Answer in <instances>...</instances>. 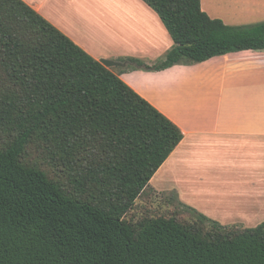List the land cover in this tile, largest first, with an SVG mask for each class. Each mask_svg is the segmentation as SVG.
<instances>
[{"label": "trees", "instance_id": "trees-1", "mask_svg": "<svg viewBox=\"0 0 264 264\" xmlns=\"http://www.w3.org/2000/svg\"><path fill=\"white\" fill-rule=\"evenodd\" d=\"M142 1L173 47L154 64L120 60L121 72L264 51V21L227 25L202 0ZM183 139L112 67L23 0H0V264H264V224L223 226L174 196V210L133 218Z\"/></svg>", "mask_w": 264, "mask_h": 264}, {"label": "crops", "instance_id": "crops-1", "mask_svg": "<svg viewBox=\"0 0 264 264\" xmlns=\"http://www.w3.org/2000/svg\"><path fill=\"white\" fill-rule=\"evenodd\" d=\"M23 1L96 60L115 62L119 77L182 130L184 139L150 182L158 195L174 196L223 226L264 224V51L121 72L120 60L154 64L173 47L142 0ZM211 7L202 0V9L217 16ZM240 25L249 23L232 26Z\"/></svg>", "mask_w": 264, "mask_h": 264}, {"label": "rangeland", "instance_id": "rangeland-1", "mask_svg": "<svg viewBox=\"0 0 264 264\" xmlns=\"http://www.w3.org/2000/svg\"><path fill=\"white\" fill-rule=\"evenodd\" d=\"M209 3H211L213 6L211 8L215 12H217L216 13L217 16H211V17L222 19L226 23L229 22L230 24L228 23V25H239V23L253 24L264 21V0H209ZM247 12L250 13L251 17L253 16L254 17L243 21L238 19V17L241 14L244 16L247 15L248 14ZM94 33L97 35L100 34L96 28L94 29ZM112 70L115 72L118 71V69L115 67H112ZM167 198H171V195L165 197L163 195L157 194L156 197H153L151 199H147L143 197L138 201V206L133 211V218L135 220H138L140 217H142L143 214H145V211L149 213L161 215V214H165L168 210H174L173 206L167 207L164 204V201ZM183 216L189 218V215L186 213L185 214L183 213Z\"/></svg>", "mask_w": 264, "mask_h": 264}, {"label": "water", "instance_id": "water-1", "mask_svg": "<svg viewBox=\"0 0 264 264\" xmlns=\"http://www.w3.org/2000/svg\"><path fill=\"white\" fill-rule=\"evenodd\" d=\"M100 61H101V63H102L105 67H107V68H111V67H113V66L116 65L115 62L110 61V60L102 59V60H100Z\"/></svg>", "mask_w": 264, "mask_h": 264}]
</instances>
